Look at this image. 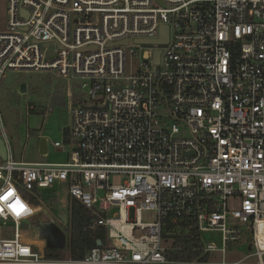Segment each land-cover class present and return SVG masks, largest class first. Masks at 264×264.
Masks as SVG:
<instances>
[{
	"label": "built area",
	"instance_id": "1",
	"mask_svg": "<svg viewBox=\"0 0 264 264\" xmlns=\"http://www.w3.org/2000/svg\"><path fill=\"white\" fill-rule=\"evenodd\" d=\"M12 71L78 79L85 98L55 162L15 160L0 113V197L13 193L0 264H264V0H7L0 92ZM57 187L106 231L79 260L47 258L32 237L31 198ZM194 233L198 259L167 258V236ZM242 242L252 253L227 261Z\"/></svg>",
	"mask_w": 264,
	"mask_h": 264
},
{
	"label": "rangeland",
	"instance_id": "2",
	"mask_svg": "<svg viewBox=\"0 0 264 264\" xmlns=\"http://www.w3.org/2000/svg\"><path fill=\"white\" fill-rule=\"evenodd\" d=\"M6 21L7 0H0V31L5 30ZM46 47L48 49L47 57H53L54 47L52 45ZM80 84L81 81L78 79L62 80L52 71H12L6 74L1 84L0 113L5 129L11 138V150L15 160L56 161V158L59 157L57 153L60 152L55 150L52 143L54 140L63 141L61 130L66 127L68 122V107L72 103H76L74 97L85 98ZM22 87L25 89L24 92H21ZM22 106H34L35 111L27 113L26 108L24 109ZM48 108H51L50 112ZM29 130L40 133L41 138L46 139L51 154L49 160L40 154L39 139L30 136ZM62 155L60 154V156ZM54 191L56 192L55 198L53 199L52 195H50L51 197L47 196L49 201L45 202V206L43 205L38 209V214L33 223L37 225L39 222L51 221L54 226L65 232L59 215L68 214V198L63 187H57ZM142 219L144 222H153L156 219V214L144 212ZM11 229L10 225L0 228V236L10 237ZM66 236L68 237L67 233ZM32 237L36 238L35 233H32ZM203 238L206 241L219 242L220 235L218 233H205ZM40 242L39 248L44 249L46 247L44 242ZM250 253H252V249L248 247V243L242 242L232 245L227 250L226 260L229 262L241 260ZM247 261L255 263L257 260L253 257Z\"/></svg>",
	"mask_w": 264,
	"mask_h": 264
},
{
	"label": "trees",
	"instance_id": "3",
	"mask_svg": "<svg viewBox=\"0 0 264 264\" xmlns=\"http://www.w3.org/2000/svg\"><path fill=\"white\" fill-rule=\"evenodd\" d=\"M18 100V97H17ZM68 136L66 135V141ZM41 200L31 198V202L35 206H45V202L49 201L50 195L55 198L52 192H40ZM67 223L63 227L67 233V244L65 249H55L45 247L44 255L50 259H64L69 256L72 259H82L84 254L96 247V241L101 240L103 243L106 241V231L98 228L95 230H87L93 216L91 213L77 200L68 199L67 206ZM198 236L194 233L192 235H173L167 236L171 239V250L166 252L168 259L176 261H191L200 257L198 248L200 247ZM205 260L206 258H201Z\"/></svg>",
	"mask_w": 264,
	"mask_h": 264
},
{
	"label": "water",
	"instance_id": "4",
	"mask_svg": "<svg viewBox=\"0 0 264 264\" xmlns=\"http://www.w3.org/2000/svg\"><path fill=\"white\" fill-rule=\"evenodd\" d=\"M162 31L165 32L164 34L166 35L167 29L163 28ZM163 41H166V38L163 39ZM24 90L25 89L22 87L21 92H24ZM44 148H45V140L42 139L40 142V149L43 151ZM5 154H6L5 153V147L2 143V141L0 140V158L5 159ZM42 154H44V152H42ZM59 219L62 223H65L66 222V215L65 214L59 215ZM46 223H52V222L48 221ZM55 231H56L55 236H54L55 238L53 239V242H50L49 240H47L46 236L41 234L38 229H36V237L39 239H44L46 242V247H51V248H55V249H64L66 247V234L58 228H56ZM100 244H101V242H97L98 246Z\"/></svg>",
	"mask_w": 264,
	"mask_h": 264
},
{
	"label": "crops",
	"instance_id": "5",
	"mask_svg": "<svg viewBox=\"0 0 264 264\" xmlns=\"http://www.w3.org/2000/svg\"><path fill=\"white\" fill-rule=\"evenodd\" d=\"M76 100V99H75ZM23 107V106H22ZM24 109L26 108V107H23ZM28 134L30 135V136H32V137H37V139H39L38 140V149H39V152H40V154L44 157V158H46V159H50L51 158V154L49 153V150H48V146H46V144H45V148L43 149V151L40 149V142H41V140L42 139H44L43 137L41 138V135H40V133H36L35 131H31V130H29L28 131ZM61 134H62V136H63V140H66V135L68 136V131H67V129H66V127L65 128H63L62 130H61ZM45 140V139H44ZM53 142H58L57 140H54ZM42 152H44V154H42ZM24 162H30V161H24ZM42 162H45V161H42ZM46 162H50V161H46ZM48 222V221H47ZM52 224V223H51ZM56 227V226H55ZM56 228H58V227H56ZM59 229V228H58ZM61 230V229H60ZM39 239V238H38ZM39 240H41V241H43L44 242V244H45V240L44 239H39ZM66 242H67V240H66ZM38 244L40 245L41 244V242L39 241L38 242ZM46 246V245H45ZM65 249V248H64Z\"/></svg>",
	"mask_w": 264,
	"mask_h": 264
},
{
	"label": "flooded vegetation",
	"instance_id": "6",
	"mask_svg": "<svg viewBox=\"0 0 264 264\" xmlns=\"http://www.w3.org/2000/svg\"><path fill=\"white\" fill-rule=\"evenodd\" d=\"M36 229L39 230V232L43 235L46 236V239L49 240L50 242H53V239L55 238V229L56 227L51 224V223H46V222H39L36 225ZM46 245V242H45Z\"/></svg>",
	"mask_w": 264,
	"mask_h": 264
},
{
	"label": "snow or ice",
	"instance_id": "7",
	"mask_svg": "<svg viewBox=\"0 0 264 264\" xmlns=\"http://www.w3.org/2000/svg\"><path fill=\"white\" fill-rule=\"evenodd\" d=\"M12 195L13 193L9 191L6 195H4L3 197H0V199L8 200V198ZM9 207L16 213V215H20V213L25 208L23 202L19 198H16L14 203L9 204ZM0 211H2V209H0Z\"/></svg>",
	"mask_w": 264,
	"mask_h": 264
}]
</instances>
